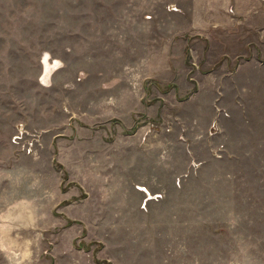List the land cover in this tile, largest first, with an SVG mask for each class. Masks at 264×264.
Returning a JSON list of instances; mask_svg holds the SVG:
<instances>
[{
  "label": "rangeland",
  "instance_id": "rangeland-1",
  "mask_svg": "<svg viewBox=\"0 0 264 264\" xmlns=\"http://www.w3.org/2000/svg\"><path fill=\"white\" fill-rule=\"evenodd\" d=\"M0 245L264 264V0H0Z\"/></svg>",
  "mask_w": 264,
  "mask_h": 264
},
{
  "label": "crops",
  "instance_id": "crops-1",
  "mask_svg": "<svg viewBox=\"0 0 264 264\" xmlns=\"http://www.w3.org/2000/svg\"><path fill=\"white\" fill-rule=\"evenodd\" d=\"M24 245H25V243H24ZM1 246V245H0Z\"/></svg>",
  "mask_w": 264,
  "mask_h": 264
},
{
  "label": "bare ground",
  "instance_id": "bare-ground-1",
  "mask_svg": "<svg viewBox=\"0 0 264 264\" xmlns=\"http://www.w3.org/2000/svg\"><path fill=\"white\" fill-rule=\"evenodd\" d=\"M48 69V68H47Z\"/></svg>",
  "mask_w": 264,
  "mask_h": 264
}]
</instances>
